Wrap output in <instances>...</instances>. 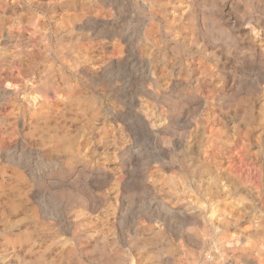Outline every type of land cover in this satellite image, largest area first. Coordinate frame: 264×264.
<instances>
[{
    "label": "rangeland",
    "instance_id": "374dc122",
    "mask_svg": "<svg viewBox=\"0 0 264 264\" xmlns=\"http://www.w3.org/2000/svg\"><path fill=\"white\" fill-rule=\"evenodd\" d=\"M0 264H264V0H0Z\"/></svg>",
    "mask_w": 264,
    "mask_h": 264
}]
</instances>
